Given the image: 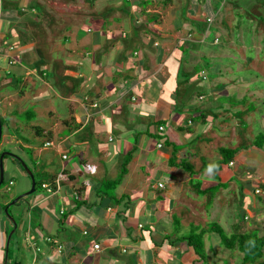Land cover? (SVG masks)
<instances>
[{
	"label": "crops",
	"instance_id": "0c3cea01",
	"mask_svg": "<svg viewBox=\"0 0 264 264\" xmlns=\"http://www.w3.org/2000/svg\"><path fill=\"white\" fill-rule=\"evenodd\" d=\"M30 1L19 0L21 15V7L6 5L0 37L29 9L51 47L39 59L34 39L16 29L9 41L0 39L15 62L1 70L0 83L19 86L2 92L8 108L1 118L23 135L6 141L12 153L42 178L14 224L0 208V264H11V241L25 251L17 253L20 264H210L216 256L223 262L222 254L233 262L239 252L220 251L212 229L264 231V87H252L264 71L247 79L219 67L211 78L194 67L203 49L190 48L185 60L189 50L180 42L192 31L182 22L186 14L214 17L210 2L199 10L188 0L179 15L176 4L165 10V0H76L72 7L34 0L27 8ZM53 35L64 41L52 46ZM56 52L58 65L50 58ZM28 113L26 123L15 119ZM222 150L232 154L224 159ZM258 155L262 169L249 165ZM11 159L2 160L3 173L17 166L28 177ZM28 188L31 180L22 179L17 194ZM192 233H202L204 258L180 241Z\"/></svg>",
	"mask_w": 264,
	"mask_h": 264
},
{
	"label": "rangeland",
	"instance_id": "374dc122",
	"mask_svg": "<svg viewBox=\"0 0 264 264\" xmlns=\"http://www.w3.org/2000/svg\"><path fill=\"white\" fill-rule=\"evenodd\" d=\"M2 1H3V4H2ZM157 1L161 2L163 0H157ZM187 1L188 0H165L164 8L165 7L168 8V9L165 8V10L167 11L169 10L171 6L170 4H176L178 5L176 10L178 11L180 15L181 13H183L184 5H185V2ZM208 1L212 5V9L215 14V16L213 17L211 21L212 23L210 24L212 26V30H215V33L218 32V37L214 38L213 40L212 39L210 40V38L208 37L211 31H208L209 32L208 36L205 35L206 39H202L204 46L203 47L200 46L201 40L199 38L203 37V34H205L206 30L203 28L197 29L198 28L197 24L198 22H201V20L195 19V20H198V22L197 21L193 22V20L190 19L188 15L186 14L184 20H185V23L188 24L189 30H191L192 33H189V35H187V37L184 38L182 42H180L181 46L184 45L186 46V49L189 50V54H185V60L190 62V60L192 59V56L190 54V48H193L194 50L203 49V55H204L203 59H200L199 57H197V61L194 67H195V70L197 71L205 69L209 77L212 76V74H210V71L212 70V68L215 69L219 67L226 69V70H230V69L234 71L242 70L241 72L244 71V74H246V76L248 77L250 76V73L252 75H255V74L259 75L258 72H256V68L264 71V28L262 27L263 23L261 21H258V17L261 16L264 19V13H263L264 9L261 6L262 4H264V0H208ZM75 2L76 0H67L66 5L72 7ZM34 3H35L34 0H31L30 2H28L27 8H30V6L35 5ZM205 3H207V0ZM217 3H219V5ZM21 4L19 0H8V2H6V0H0V16L2 15L1 14L2 11L4 12L7 10L6 5H8V8L12 6L11 8L12 10L17 9L18 7H21V8H18V10L21 9V12H20V15H21V13H23V10L25 9L24 7H22ZM147 4L149 5L152 4V0H148ZM25 15L28 17L27 19H22L20 17L21 20L14 22V24L11 23L10 29L14 28L17 30V32L19 31L21 35L26 37V41H28L29 39H32V40L34 39L33 46H35L34 47L35 54L39 55V59H46V57L49 55L48 51L51 45L48 44L47 42H44V41H47V37L46 36L42 37V35L40 34L39 32L40 24L39 26L34 25L33 27L32 20L34 19V17H36V15H34V13L31 12L29 9L25 12ZM41 17L45 19V16H41ZM1 22H2V19H1ZM39 22L41 23V26L44 24L43 19H39ZM204 25L205 27H207L206 23H204ZM1 27L2 25L0 24V30H1ZM21 27L24 29H22ZM81 27L84 29L86 27H89V22L82 20ZM10 29L8 32L2 31L3 32L2 37H0V39L2 38L4 41H9L8 40L9 38H13L11 36V33H9ZM25 30L27 31V34ZM48 39H51L52 46H54L53 44H57V42L64 41L63 38L56 39V35L50 36V38L48 37ZM1 42L2 41H0V43ZM196 43H199V45ZM6 48L8 51L9 48L8 47ZM221 49L223 52H221ZM2 54H5V53L4 52L2 53V49L0 48V71L2 69L3 70L7 69V71H9L10 68L8 67L10 66H8V59L4 58ZM57 55L58 54L56 52L52 54L50 57V58H55V65L59 64V62H57L56 60L58 58ZM193 58L196 60L195 57ZM51 61L52 60H50V64H51ZM252 70H253V73L250 72ZM11 72L13 73V71ZM12 73L8 75L11 81L16 79V75ZM0 74H2V72ZM10 80L8 83H10ZM253 86H255V88H263L264 81L261 80L260 77H258V80L256 81L254 80L252 87ZM18 88L19 86L18 85L16 86L13 83L11 85L7 84L6 86H2V83H0V117L2 116V113L5 110V108H8L6 107L7 101L4 100V95L2 94V92H6L7 90L10 93H14ZM29 110L30 112H32L31 107L29 108ZM15 119L20 120L22 124L26 123V120H27L25 116H22L19 118L15 117ZM257 135L258 134H255L256 138L259 139L260 137H258ZM22 136L23 135L21 134V131L19 133L15 131V128L13 127L12 123L8 122V125L4 124L1 130L0 154L4 152H10V153L15 152L16 153L17 149L13 148L14 145L7 144L6 141L8 140V141H11V143H13L17 139L18 140L21 139L19 137H22ZM261 144L264 145V140L262 141ZM25 153H28V152L26 151ZM27 156H28L27 160L30 161L31 154L28 153ZM3 163H6V162L3 161ZM261 163L262 161L259 155L257 156L256 159L249 160V165L255 168L262 169L263 165ZM15 167L17 169L16 173L10 174L8 173L7 170L4 171V180L7 182L8 180L12 179L13 185L10 186L5 182L4 185L0 186V208L1 209L3 207L4 202L9 204L18 195H20L17 193L21 188L22 179L25 180V182L30 181L28 177H24L25 174L21 172V169L19 167L17 166ZM41 178L42 176L38 175L37 173H34V179L37 182H40ZM24 189H26V186ZM27 190H29V188ZM37 194H39L38 190L33 195L35 196ZM25 198L21 199L16 205L9 206L7 209V212L10 215V217L6 214L5 218L10 219L14 216L13 218L16 221L18 220L19 217H23L25 215L24 213L26 212V207L23 208L21 207V205L25 203L24 201ZM181 233L182 235H187L188 231L184 229L181 231ZM257 233L258 235L261 234V232L259 231ZM224 235L228 236L229 234L224 233ZM261 235L264 236V231L262 232ZM8 239H9V236H8ZM215 241H216L217 246H219L220 251L230 252V251H226L222 247L218 239H216ZM14 244L15 243L11 241L10 247H9V259H10L11 264H13V262L15 261L14 258L15 256L17 257V253H19L18 255H20L22 254V252H25L23 250L22 245H20L19 252H18ZM209 244L211 245L212 251L217 250L216 244H211V242ZM226 255L227 254H225L224 256V254H222L221 256L224 258L223 262L217 260V258H219L220 256H216V260H213V262H210V264H241V260H240L241 255L239 253L236 252L235 254H232L236 256L233 262H229L228 259L226 258ZM19 261L20 260H18V257H17L16 264H20L21 262L19 263ZM258 262H264V256ZM199 264H203V260L199 261Z\"/></svg>",
	"mask_w": 264,
	"mask_h": 264
},
{
	"label": "trees",
	"instance_id": "16d2710c",
	"mask_svg": "<svg viewBox=\"0 0 264 264\" xmlns=\"http://www.w3.org/2000/svg\"><path fill=\"white\" fill-rule=\"evenodd\" d=\"M192 2L196 6V8H199V10H201V7L204 6V4H207L209 1L207 0V3H205L206 0H192ZM217 4L219 5V3H217ZM261 6L264 9V4H262ZM212 12H213V10H212ZM263 13H264V11H263ZM212 19H213V17L210 18V17L205 16L203 19H200L201 22H198V20H195V19H192V20H193V22L194 21L198 22V24H197L198 28L197 29H200V26L204 23H206L207 26L211 25L210 23H212L211 22ZM258 21H261L263 23L262 27L264 28V19L261 16H259ZM182 23L185 24L186 26H188V24L185 23V20H183ZM205 28H206V33H207L206 35L208 36V34H209L208 31L210 29L208 27H205ZM217 37H218V32L215 33V30H212L211 33L209 34L208 38H210V40L211 39L213 40L214 38H217ZM14 64H15V62L13 64H8V66H11ZM250 72L253 73V70ZM5 74L7 76L9 75V73H5ZM243 74H244V72H243ZM0 75L2 77V74H0ZM244 75L247 79H249L252 76L251 73H250L249 77L246 76V74H244ZM24 116L26 118L29 117V119H30L31 114H29V113L24 114ZM0 123H1V127H2L6 122L4 123V120L0 117ZM33 129L38 134L42 133V130L37 128V127H34ZM222 153L224 155V159L228 158V155L232 154V152H229L226 150H222ZM6 159H8V157L4 156L3 160H6ZM11 160L13 162H15L14 159H11ZM15 163L21 167V165L19 164L18 161H16ZM27 168H28V166H27ZM22 171H24L23 168H22ZM30 172L32 173L31 170H30ZM124 173H125V169L123 168L120 176L118 177V180L112 182L113 186L117 185L119 183V181L121 180V177L124 175ZM32 175L34 177L33 173H32ZM34 181H35V191L34 192H36L37 190L40 189L41 183L37 182L35 179H34ZM5 182L6 181L4 180V173H3V179H2L1 185H4ZM6 183L9 185H12V182L7 181ZM8 207L9 206L7 203V204L3 205L2 209L3 210L5 208L8 209ZM214 227H216V226H214ZM212 230H214V232L216 234H218L222 246H224L226 249H230L232 251H238L242 255L241 264H264V262H258L264 256V236H258L257 234H254V233H246V234L240 233V234H235V235H231V236H226V235H224V233L220 229L215 228ZM202 238H203L202 233H198V234L192 233L188 236L180 238V241H185L187 243L188 247H190L194 251L195 255H197L200 258H204L205 254H204V245H203V239ZM8 252H9V250H8ZM7 262H8V260H7Z\"/></svg>",
	"mask_w": 264,
	"mask_h": 264
},
{
	"label": "water",
	"instance_id": "95a60500",
	"mask_svg": "<svg viewBox=\"0 0 264 264\" xmlns=\"http://www.w3.org/2000/svg\"><path fill=\"white\" fill-rule=\"evenodd\" d=\"M1 130H2V127H1V123H0V139H1ZM4 156H8V157H11L13 159H15L16 161L19 162V164L21 165V167L23 168V170L25 171V173L28 175V177L30 178L31 180V188L29 191L23 193L22 195L16 197L11 203L8 204V206H12V205H15L16 203H18L21 199H23L24 197H27L31 194L34 193L35 191V181H34V177L32 175V173L30 172V170L27 168V166L25 165V163L19 158L17 157L16 155H14L13 153H10V152H4V153H1L0 154V185L2 183V179H3V165H2V160H3V157ZM4 214H7V208H5L3 210ZM13 224L15 223L14 220L11 218Z\"/></svg>",
	"mask_w": 264,
	"mask_h": 264
},
{
	"label": "built area",
	"instance_id": "2783aa9c",
	"mask_svg": "<svg viewBox=\"0 0 264 264\" xmlns=\"http://www.w3.org/2000/svg\"><path fill=\"white\" fill-rule=\"evenodd\" d=\"M2 56L4 57V58H7L8 59V64H13L14 63V60L13 59H11V58H9V56H6L5 54L3 55L2 54ZM162 130V128L160 127L159 128V131H161ZM48 145V144H47ZM64 158V157H63ZM45 189H46V192H48V193H52L53 192V190H52V188L51 187H48V186H43ZM158 187L159 188H162V185L161 184H158ZM93 249L94 250H98L99 249V245L98 244H94L93 245Z\"/></svg>",
	"mask_w": 264,
	"mask_h": 264
},
{
	"label": "clouds",
	"instance_id": "9594fccd",
	"mask_svg": "<svg viewBox=\"0 0 264 264\" xmlns=\"http://www.w3.org/2000/svg\"><path fill=\"white\" fill-rule=\"evenodd\" d=\"M214 167H215L214 165H209L208 168L206 169V171L211 173Z\"/></svg>",
	"mask_w": 264,
	"mask_h": 264
}]
</instances>
